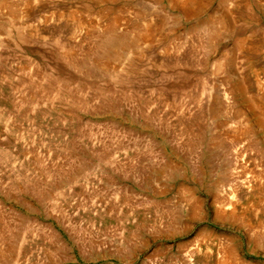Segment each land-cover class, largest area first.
I'll return each instance as SVG.
<instances>
[{
  "label": "rangeland",
  "instance_id": "obj_1",
  "mask_svg": "<svg viewBox=\"0 0 264 264\" xmlns=\"http://www.w3.org/2000/svg\"><path fill=\"white\" fill-rule=\"evenodd\" d=\"M111 1L0 0V264H264V0Z\"/></svg>",
  "mask_w": 264,
  "mask_h": 264
},
{
  "label": "bare ground",
  "instance_id": "obj_2",
  "mask_svg": "<svg viewBox=\"0 0 264 264\" xmlns=\"http://www.w3.org/2000/svg\"><path fill=\"white\" fill-rule=\"evenodd\" d=\"M105 1H108V0H105ZM110 1V0H109ZM113 1V0H112ZM111 1V2H112ZM173 3H175V4H178V6L180 5L181 7L183 6V9L186 11V13L188 12L189 14L191 13V14H195V11H197L198 12V8H202V5H204L203 3H205L207 0H171ZM23 2V1H22ZM32 2V1H31ZM208 2V1H207ZM84 4V3H83ZM83 6V5H82ZM87 6V5H86ZM204 6H206V5H204ZM204 6H203V8H204ZM202 10V9H201ZM71 12V11H70ZM73 13V12H72ZM75 13V12H74ZM15 14V13H14ZM70 14V13H69ZM197 14V13H196ZM11 15V14H10ZM13 15V14H12ZM62 17V16H61ZM60 17V18H61ZM69 17H67V19H68ZM55 19V18H54ZM98 19V18H97ZM71 21V20H70ZM97 21V20H96ZM76 22V21H75ZM211 22V25H212V23H213V21H210ZM77 23V22H76ZM10 24V23H9ZM12 24V23H11ZM71 24V23H70ZM73 24V23H72ZM79 24H81V22H79ZM112 24V23H111ZM114 24V23H113ZM159 24H160V22H159ZM214 24V23H213ZM75 25V24H74ZM206 25H207V23H206ZM210 25V26H211ZM72 26V25H71ZM82 26V25H81ZM80 26V27H81ZM151 26H152V24H151ZM156 26V25H155ZM155 26H153V27H151L152 29H154V27ZM159 26V25H158ZM12 27V26H11ZM212 27L213 26H211V27H209L210 28V30L212 29ZM109 28V27H108ZM110 28H112V26L110 27ZM149 28V27H148ZM156 28V27H155ZM208 28V27H207ZM206 28V29H207ZM208 28V29H209ZM208 29H207V31H208ZM9 30V29H8ZM107 30V29H106ZM100 31V30H99ZM109 31V30H108ZM212 31H214V30H211V34H212ZM54 32V31H53ZM149 32V31H148ZM148 32L146 31L145 33H146V35L148 34ZM28 33H30V34H32L31 32H28ZM86 33V32H85ZM210 33V32H209ZM208 33V34H209ZM214 33V32H213ZM19 34H21V33H19ZM23 34V33H22ZM29 34V35H30ZM36 34V33H35ZM70 34V33H69ZM74 34V33H73ZM78 34V33H77ZM79 34H80V32H79ZM88 34V33H87ZM210 34V35H211ZM29 35H27V36H29ZM75 35V34H74ZM108 35V34H107ZM110 35V34H109ZM145 35V36H146ZM18 36V35H17ZM22 36H24V35H22ZM120 36V35H119ZM140 36V35H139ZM148 36V35H147ZM146 36V37H147ZM19 37V36H18ZM46 37V36H45ZM45 37H44V39H45ZM77 37V36H76ZM116 37H117V35H116ZM116 37H115V39H116ZM142 37V36H141ZM35 38V37H34ZM57 38V37H56ZM72 38V37H71ZM80 38V37H79ZM113 38V37H112ZM144 39H145V37H143ZM43 39V38H42ZM20 38H19V42H20ZM22 40H23V38H22ZM33 40V39H32ZM56 40V39H55ZM71 40V39H70ZM17 41V40H16ZM30 41H31V39H30ZM43 41V40H42ZM76 41V40H75ZM83 41V40H82ZM98 41V40H97ZM106 41H108V40H106ZM117 42L112 46V48H111V51H110V53H113V54H115L116 53V51H115V45H120V44H125V42H124V38L123 37H118L117 38V40H116ZM128 41V40H127ZM18 42V41H17ZM58 42V41H57ZM23 43V42H22ZM22 43H20V44H22ZM48 43V42H47ZM100 43H101V41H100ZM99 43V44H100ZM24 44V43H23ZM26 44V43H25ZM59 44V43H58ZM104 44V43H103ZM105 44H108V43H106L105 42ZM30 45V44H29ZM41 45V44H40ZM55 45H57L56 44V42H55ZM63 45V44H62ZM126 45V44H125ZM97 46V45H96ZM101 46V45H100ZM105 46V45H104ZM121 46V45H120ZM98 47V46H97ZM122 47H124V46H122ZM58 48V47H57ZM105 49V48H104ZM65 50V49H64ZM110 50V49H109ZM121 51H123L122 49H121ZM62 52V51H61ZM63 52H65V51H63ZM109 53V52H108ZM117 53H120V52H118L117 51ZM121 54V53H120ZM66 55V54H65ZM68 56V55H67ZM111 56H113V55H111ZM64 58V57H63ZM61 60V59H60ZM215 63H217L216 65V67H217V72L218 71H224V68L226 69V66H227V64H228V61H227V59H224V58H218L217 60H216V62ZM216 71V70H215ZM256 80V79H255ZM52 82H54V81H52ZM256 82V81H255ZM61 83H62V81H61ZM65 83V82H64ZM66 84V83H65ZM257 84H260V81L258 80V78H257ZM59 86V85H58ZM238 87V86H237ZM59 88V87H58ZM69 88V87H68ZM68 90V89H67ZM69 91V90H68ZM224 92V91H223ZM62 93V92H61ZM225 95V94H224ZM95 140V139H94ZM237 148V147H236ZM235 148V149H236ZM233 151H235V150H233ZM111 158V157H110ZM228 208H229V206H228ZM234 211V210H233ZM232 211V212H233ZM234 213V212H233ZM231 215V214H230ZM225 216H226V214H225ZM229 249V248H228ZM227 249V250H228ZM226 250V251H227ZM224 253H225V251H224ZM228 254H225L224 255V259L222 258V263L220 262L219 264H224V263H226V262H228L230 259H232V251L229 249L228 250V252H227ZM232 254V255H231ZM191 257V256H190ZM203 264H205V263H203Z\"/></svg>",
  "mask_w": 264,
  "mask_h": 264
}]
</instances>
